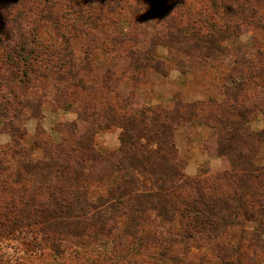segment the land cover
I'll return each instance as SVG.
<instances>
[{"label": "rangeland", "instance_id": "obj_1", "mask_svg": "<svg viewBox=\"0 0 264 264\" xmlns=\"http://www.w3.org/2000/svg\"><path fill=\"white\" fill-rule=\"evenodd\" d=\"M234 121L264 168V0H0V264H264Z\"/></svg>", "mask_w": 264, "mask_h": 264}, {"label": "trees", "instance_id": "obj_2", "mask_svg": "<svg viewBox=\"0 0 264 264\" xmlns=\"http://www.w3.org/2000/svg\"><path fill=\"white\" fill-rule=\"evenodd\" d=\"M229 125L231 129L230 133L226 131V128H222V130L226 134H223L222 136L218 135L219 140L217 142V154L226 160L230 170L221 176L222 178H228L229 180H238L235 181V186L238 190L244 189V191L236 195L237 197H239V201L242 202V198L247 195L249 191H251L250 189H252V191L256 192V196H254L255 198L253 201L256 205L264 208V168L254 165V159H252V155L250 154L251 148L248 147L245 139L239 137L236 133L238 130H244V125H242L239 121H234L233 126L232 124ZM60 149L62 150L64 148L61 147ZM160 159L164 160V157H160ZM73 203L74 202L67 204V206L69 207ZM83 208L85 207L80 205V210H82ZM91 217L92 218L89 219H81L80 225L86 226L90 222L92 224H95L96 221H101L102 223H104L103 220L105 219H109L113 222L120 220L121 224L125 223L126 225L124 226V235L129 237H132L136 233L134 232V229L138 228V223L136 222L137 214L128 215L127 213L120 212L119 214H116L114 216L112 215L107 218L106 216L102 217L101 215L95 221L92 220L93 216ZM140 221L141 218L138 222L140 223ZM141 232L142 231L140 230V233Z\"/></svg>", "mask_w": 264, "mask_h": 264}]
</instances>
